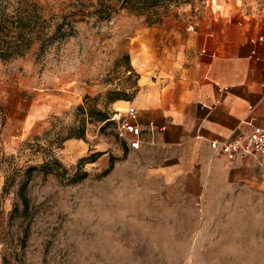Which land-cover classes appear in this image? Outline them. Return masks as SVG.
Masks as SVG:
<instances>
[{
  "label": "rangeland",
  "instance_id": "rangeland-1",
  "mask_svg": "<svg viewBox=\"0 0 264 264\" xmlns=\"http://www.w3.org/2000/svg\"><path fill=\"white\" fill-rule=\"evenodd\" d=\"M0 7L31 10L46 34L0 59V264H264V182L166 185L117 136L144 27L235 8L264 18V0H168L143 14L110 0ZM61 22L66 36L50 39Z\"/></svg>",
  "mask_w": 264,
  "mask_h": 264
},
{
  "label": "crops",
  "instance_id": "crops-1",
  "mask_svg": "<svg viewBox=\"0 0 264 264\" xmlns=\"http://www.w3.org/2000/svg\"><path fill=\"white\" fill-rule=\"evenodd\" d=\"M260 34L264 18L242 8L188 23L167 18L142 29L130 50L142 142L135 150L121 141L140 156L150 179L180 186L194 181L205 189L264 182V156L229 161L213 157L209 147L210 140L247 131L249 118L264 125V71L250 58L264 52V43L249 42Z\"/></svg>",
  "mask_w": 264,
  "mask_h": 264
},
{
  "label": "trees",
  "instance_id": "trees-1",
  "mask_svg": "<svg viewBox=\"0 0 264 264\" xmlns=\"http://www.w3.org/2000/svg\"><path fill=\"white\" fill-rule=\"evenodd\" d=\"M110 1L115 5L120 4L121 7L127 8L136 14H143L145 11L158 8L160 4H163L168 0ZM157 22H160L159 18L157 19ZM43 30L44 29L39 25V17L33 14L31 10L21 11L19 7H16L15 11L7 13L2 9V7H0V59L7 60L23 55L25 51L30 48L31 44L37 41L41 42L40 47H42V37L46 36ZM65 30L66 29H63L62 22L55 24L50 39H57L66 36ZM47 36V40L49 41V35ZM77 109L82 110V105H79ZM106 119H108L106 113L100 111L99 120L105 121ZM83 131L84 128H82L81 133L75 136L81 137L83 135ZM70 136L71 134L68 135V137ZM53 161L56 163L58 162L57 159H53ZM110 167H112V162Z\"/></svg>",
  "mask_w": 264,
  "mask_h": 264
},
{
  "label": "built area",
  "instance_id": "built-area-1",
  "mask_svg": "<svg viewBox=\"0 0 264 264\" xmlns=\"http://www.w3.org/2000/svg\"><path fill=\"white\" fill-rule=\"evenodd\" d=\"M249 42L253 45H262L264 35L250 37ZM250 58L260 64V69L264 71V52L262 54L251 53ZM262 87L261 98L264 99V82L260 83ZM252 108V106L250 107ZM137 110L129 106L117 130L119 139L125 141L131 148L137 150L141 145V126L135 122ZM254 117L245 122L249 129L238 132L224 139H213L209 141V147L212 150L213 157H225L229 161L247 156L261 159L264 156V125L254 123ZM153 123L149 122V126Z\"/></svg>",
  "mask_w": 264,
  "mask_h": 264
}]
</instances>
